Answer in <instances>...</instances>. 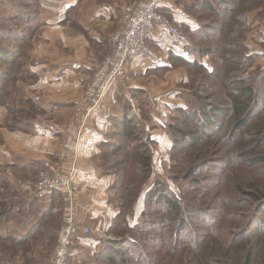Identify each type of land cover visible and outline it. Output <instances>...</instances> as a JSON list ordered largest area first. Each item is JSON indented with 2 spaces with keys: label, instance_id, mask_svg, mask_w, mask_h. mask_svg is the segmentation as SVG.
Returning a JSON list of instances; mask_svg holds the SVG:
<instances>
[{
  "label": "crops",
  "instance_id": "crops-1",
  "mask_svg": "<svg viewBox=\"0 0 264 264\" xmlns=\"http://www.w3.org/2000/svg\"><path fill=\"white\" fill-rule=\"evenodd\" d=\"M133 1L0 0V10L7 13H0V38L4 39H0V52L22 41V52L15 61L0 64V177L21 199L20 210L11 212L0 227V238L7 234L17 239L36 237L34 256L45 249L49 234L54 236V254L65 202L59 196V205L55 204L52 194H35L23 183L35 179L39 170L71 175L78 225L108 239L77 234L68 261L103 264L105 244L113 239L109 231L120 212L113 203L114 175L106 174L103 167L104 144L110 143L120 122L127 119L129 126L145 131L148 136L143 141L154 146L153 172L170 169L172 137L167 126L174 110L190 108L185 88L195 78L186 63L197 62L206 70L211 66L210 55L198 58L193 49L195 34L206 30V22L196 14L197 6L206 0H165L163 10L179 26V35L171 36L158 27L150 29L146 49L127 64L128 79L112 81L100 108L85 117L81 99L94 65L110 51V37L120 26V8ZM207 3L204 9L217 3L226 5V0ZM246 10L244 24L250 29L242 34L244 56L251 62L249 71L262 70L264 9ZM23 107L27 116L17 112ZM25 127L28 131L22 129ZM156 176L151 170L149 186L133 205L135 211L140 210L131 219L137 216L138 220L131 225L128 220L129 228L139 223L145 194ZM54 215L59 224L51 226ZM19 254L23 262L16 264H25L27 253Z\"/></svg>",
  "mask_w": 264,
  "mask_h": 264
},
{
  "label": "trees",
  "instance_id": "trees-1",
  "mask_svg": "<svg viewBox=\"0 0 264 264\" xmlns=\"http://www.w3.org/2000/svg\"><path fill=\"white\" fill-rule=\"evenodd\" d=\"M207 1L202 2L201 8L208 5ZM255 2H259V6H262V0H255ZM226 5L227 16H215L217 20L214 28L207 31V34H213L210 35L211 38H208L207 34L204 37L197 35L194 37L196 40L200 39V44L209 42L215 46V48L207 47L202 50L193 46L198 58L210 55L213 59V69L207 72L208 70L197 62L186 63L188 71L193 73V70H197L196 74L199 77L191 78L186 85V88L193 89L192 92L187 93V97L193 102V105L188 111L174 110L171 122L167 126V132L172 137L170 179L175 182H188V185L199 186L198 189L204 190L200 198L196 191H191L190 193L196 192V195L191 196L190 200L193 202L196 199L203 201L209 197V202L215 207V214L221 216L217 222L221 224L219 226H226L227 216H230V219H233L234 216L238 217V222L233 225L237 228L241 226L242 218L239 214H235V209L242 212L254 210L256 214L238 235H231L226 229L230 239L223 241H226L230 247L227 252L223 253L224 249L216 245V243L220 245L216 240L222 241L219 236L224 234L222 231L225 229H217L218 226L213 229L208 221V224L202 228L190 226L188 224L190 220L194 222L207 213L201 210L192 212L193 205L183 202L182 198L167 187V179L161 180L157 176L145 194L146 210L141 214L142 222L140 221L135 227L129 228L125 216L132 213L133 205L138 200L143 185L151 176L152 149L147 142L136 138L135 126H129L127 119L122 120L118 131H115L113 136L121 138L122 141L133 136L138 144L131 151L132 157L129 160L123 157L118 161L119 167H125V174H122L118 181L114 180L112 186L114 192L116 189L119 191L113 203L120 212L109 231L113 239L106 242L103 251V256L107 257V261H110L109 257L118 256L120 264L127 261L135 264H171L172 261L177 260L178 255L184 253L182 249L189 247L187 250L194 254L197 250L202 251L205 246L207 251L198 252L201 254V258L206 260L207 264H219L221 261L213 258L219 254L221 258L225 257L226 259L235 245L239 243V246L245 244L235 249V254L240 257L237 258V263L250 264L254 258L250 251H253V248L260 250L261 247V255H264V220L256 218L257 215L264 217V193L260 191L264 189L262 188L263 184L257 182L256 186L254 183L246 182V190H242L237 184V176L230 177L225 173L227 172L228 156L232 155L233 150L238 153L234 159L237 158L246 169L264 165V152L260 151V147L264 145V131L257 128L251 129L248 126L254 119H259L260 114L264 113V69L249 71L251 62L244 56L242 34L250 28L244 24L243 13L238 15L242 10L244 11L243 0H226ZM226 5L217 3L214 7L208 6V8L219 14V7ZM14 6L16 7L15 4ZM196 14L198 13L196 12ZM0 39L4 42V39ZM21 43L22 41L19 44ZM13 51L12 48L0 52V64L12 59L15 61L18 54ZM209 90L214 91L209 94L210 96H203L202 93L209 92ZM212 96L221 98V104H213ZM17 112L23 116L28 115L24 107ZM17 112H11L10 115ZM11 121H15L14 117L9 120V128L13 129L15 125ZM22 129L28 131V127ZM230 141L233 143L230 144ZM106 145L104 144V147ZM227 147L230 148L227 150ZM213 153L215 156L220 155L214 164H211L208 159L202 160ZM182 161H186V163L183 165ZM185 166H187L186 172H184ZM129 167L132 171H129ZM130 172L138 174L137 182ZM196 172H209L204 178L203 185L193 179ZM227 183L230 184L229 189H227ZM0 187L10 190L1 194L3 199L0 201V224H3L11 212L20 210L21 199L19 192L11 189L1 177ZM51 194L55 204H58L61 193L53 191ZM231 197H234L235 200L229 199ZM5 198H15L17 201L7 203ZM227 199L229 200L227 201ZM228 203H231L233 208L227 211ZM191 234L195 236L192 240H188L191 239L189 238ZM262 236L263 239H258ZM30 237L29 235L26 239H17L15 236L9 235L6 238H0V264H16L17 262L3 261L2 259L7 256L16 257L17 254L22 260L19 252L27 253L31 250L30 243H37L36 237ZM53 237L49 234L48 239L45 238V248H53L55 242ZM250 238H253L254 241L251 246H248ZM237 249H239L238 253ZM191 253L189 255H193ZM126 255H130V259ZM236 255H233L232 259H236Z\"/></svg>",
  "mask_w": 264,
  "mask_h": 264
},
{
  "label": "rangeland",
  "instance_id": "rangeland-1",
  "mask_svg": "<svg viewBox=\"0 0 264 264\" xmlns=\"http://www.w3.org/2000/svg\"><path fill=\"white\" fill-rule=\"evenodd\" d=\"M129 0H122L123 3H127ZM263 2H261V5L262 7L264 8V0H262ZM243 4H244V10L245 9H251L252 7H255L256 5H260L259 2H255V0H243ZM205 7H199L197 6V11H198V14L199 15V19L203 22H206V30L205 31H202V32H198L197 36L199 37H204L206 34H207V31H209L211 29L210 26H214L216 24V20L217 18L215 16H227V5L226 6H220L219 7V10H220V13L217 14L213 9H209V8H206L204 9ZM11 10V9H10ZM0 13L3 15L4 14V10H0ZM241 13H244V11L242 10L239 14ZM7 14V13H6ZM6 14H4L3 16H5ZM237 15V14H235ZM227 22L225 21V24ZM208 38H211L210 35H213L212 33H208ZM20 37L22 38L23 37V34L20 35ZM22 45L19 44V43H15L14 46H13V50L16 51L17 54H21L22 52ZM195 48H201L200 50L204 49V48H207V47H211V48H215V46L212 44V43H209V42H204L203 44H200V39L197 38V40H194V45H193ZM13 51V52H14ZM15 57V56H14ZM16 58V57H15ZM211 58V57H210ZM210 62H211V66L209 67V71H212L213 69V59L211 58L210 59ZM194 72L192 73V76L198 78L199 75L196 74L197 70H193ZM187 90L188 93L192 92L193 89L191 90V88H185ZM216 90V89H214ZM214 90H209V92H204L202 93L203 96L205 95H208L210 96L209 94H212V92ZM201 93V91H200ZM187 97V95H186ZM187 99L189 100V107H191L193 105V102L190 101V99L187 97ZM221 101L222 99L221 98H218L216 96H212L211 98V102L214 104H218L220 105L221 104ZM195 106V105H194ZM189 110V109H188ZM260 118L255 120L253 122H251L248 126L253 129V128H257V129H262L264 131V113L261 115L260 114ZM230 120V118H229ZM227 129H228V126L226 125ZM225 127V129H226ZM136 128V127H135ZM148 136V134L143 131L142 129H137L136 128V138L137 139H140V140H143L145 139L146 137ZM121 138H118L117 136H111L110 139H109V142L107 145H106V148L104 149V156H103V167H104V171H106L107 173H112L114 175V180L115 181H118L119 177L122 175V174H125L124 172V166H121L119 167L118 165V161L125 157L127 158L128 160L132 157L131 156V151L135 148V146L138 144V141L134 140V137H130L127 141H122L120 140ZM145 142H147L149 144V147L150 149H153L154 146L148 142L147 140H144ZM233 141H230V144H232ZM228 144V143H227ZM264 144V142H263ZM228 148L230 147H227V150ZM260 151L261 153L264 152V145L260 147ZM220 155L218 156H215V153L213 154H210L208 158H205V159H202V160H206L208 159L209 162L211 164H214L215 160H217L219 158ZM236 156H238V153L236 150H233L232 151V155H229L228 159H227V172H225L227 174V176H230V177H233V176H237V184L238 186L242 189V190H246V182H250V183H254L256 186H257V182L259 183H262L263 184V187L264 188V165H258L254 168H251V169H246L244 168L240 162L236 159H234ZM187 161V160H186ZM186 161H182V164L184 165L186 163ZM199 161V160H198ZM180 163V161H177ZM170 164L172 166V161L170 160ZM128 168V166H127ZM130 168V167H129ZM151 170H152V173H155L161 180H164V179H167V187L170 189V190H173L180 198H182L183 202H189L193 205V208L194 210H192V212H197L198 210L200 211H204L205 213H207L206 215H203V217L200 219H197L195 220L194 222H192L191 220L188 222V224L194 228H202V227H205L206 224H208V222L210 223V227L215 229L216 227L217 229H225V231H222L224 234H222L221 236H219V239L222 240V241H218L216 240L215 238H213L214 240H216L218 243H220V245H218L216 243V245L219 247V248H223V253L227 252V250L229 249V244L227 243L226 244V241H223V240H229L230 239V236L227 235L226 233V229L227 231H229L231 233V235H238L246 226V224H248V222L250 221V219L252 218L253 215L256 214V212L254 210H250L248 212H242V211H236L235 209V214H239V216H241V226L239 228L235 227L233 224L238 222V217L234 216L233 219H230V216H227V221H226V226H219L221 224H218L217 222L220 220L221 216L218 215V214H215V207L213 204H211L209 202V197L206 199V200H203V201H200L198 199H196V201H191L190 200V197L191 196H195L196 195V192L198 193L197 196L198 198H200V196L204 193V190L202 189H198L199 186H190L188 185L189 183L186 182L184 183L183 181L181 182H175L173 181L172 179H170V169L168 170H164L165 172H153V164L151 162ZM129 171H132L131 168L129 169ZM187 171V166H185L184 168V172ZM183 172V173H184ZM135 178H133L135 180V182H137L139 176L136 172H130ZM209 174V172H196V174H194L193 176V179L195 180H198V182H200V184H204V178ZM156 176V177H157ZM155 177V178H156ZM149 186V180L143 185L142 189H147V187ZM229 186L230 184L227 183V189H229ZM259 188V187H258ZM260 190V189H259ZM6 191H10L8 189H5L3 187H0V201L3 199V197L1 196V194H3L4 192ZM191 191H196L195 193H190ZM262 193H264V189L260 190ZM119 191H117V189L115 190V192L113 193V200L117 198V194H118ZM231 200H235L234 197H231L229 198ZM227 199V201L229 200ZM5 201L7 203L9 202H13V201H17L15 198H5ZM135 206V205H134ZM232 204L231 203H228L227 204V211L228 210H231V207ZM143 208L144 210H146L144 204H143ZM135 209V208H134ZM132 210V213L131 214H128L126 215L125 217L127 218V226L129 227V223H128V220L130 221V225L132 222H137L138 218L137 216L134 218V219H131L133 217V215L136 214V212L138 213L140 208L137 207L136 208V211L135 210ZM213 210L211 212V210ZM1 210V208H0ZM135 211V212H134ZM209 216V217H208ZM258 219L260 220H264V217L262 215H257ZM215 217V218H214ZM140 221L142 222V217L140 218ZM138 221V222H140ZM208 221V222H207ZM59 224V217L55 216V218L52 220V224L51 226H55ZM4 225V224H0V227ZM120 228V227H119ZM118 228V229H119ZM200 235V233H198ZM250 234V233H249ZM198 235V236H199ZM195 235L191 234L189 238L191 239H188V240H192V238L194 237ZM207 236V235H206ZM249 236V235H248ZM7 237H8V234H7ZM117 238V237H116ZM258 239H263V236L258 238ZM257 239V240H258ZM57 240V239H56ZM183 241H187V240H183ZM245 241V240H244ZM243 241V242H244ZM249 241V245L248 246H251L252 242L254 241L253 238H250L248 239ZM263 243V241H262ZM261 243V244H262ZM240 244V243H239ZM239 244L235 245V248L232 249L228 255H227V258L225 259V257L221 258V256L218 254L216 255L213 259L214 260H220L221 262L219 264H243V263H237V258H240L238 257L236 254H235V249L236 248H240L243 244H241L239 246ZM34 242L33 243H30V247H31V250L27 252V256L24 258V262L25 264H45V263H49L48 261H52L54 255H52V252H51V248L52 247H46L45 249H43V251L41 253H39V255H36L34 256L33 255V249L32 247L34 246ZM50 246H51V243H50ZM187 249H189V247H186L182 250H184V253L178 255V258L177 260H174L171 262V264H207L206 260L202 259L201 258V254L198 253V252H205L207 251V248L204 246L202 248V251H198L196 253H191L190 251H188ZM241 249H245V250H248L247 248H241ZM250 250V249H249ZM261 250L262 248L260 247V250H256L253 248V251L250 250L252 253H253V260L251 261L250 264H264V255L262 256L261 255ZM239 252V249H237V253ZM193 254V255H189V254ZM233 255H236V259H232V256ZM128 259H130V255H126ZM110 258V261H105L103 262V264H120L119 263V258L118 256H112V257H109ZM3 261H12V262H20L23 260H21L19 258V255L17 254L16 257H9L7 256V258H4L2 259ZM122 264H135L133 262H130V261H127L126 263H122ZM164 264H168V263H164Z\"/></svg>",
  "mask_w": 264,
  "mask_h": 264
},
{
  "label": "built area",
  "instance_id": "built-area-1",
  "mask_svg": "<svg viewBox=\"0 0 264 264\" xmlns=\"http://www.w3.org/2000/svg\"><path fill=\"white\" fill-rule=\"evenodd\" d=\"M164 2L165 0H135L120 8V26L110 37V51L94 65L92 77L81 99L85 117L92 110L100 108L103 96L112 81L128 79L127 64L146 49V33L150 29L158 27L166 30L171 36L179 35V26L163 10ZM23 186L39 195L47 196L53 191H58L65 202L63 226L57 237L54 257L49 264H70L69 251L79 233L97 240L108 239L104 234L78 225L79 210L71 175L39 170L36 178L25 181Z\"/></svg>",
  "mask_w": 264,
  "mask_h": 264
}]
</instances>
